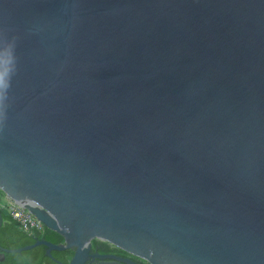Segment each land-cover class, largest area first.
Masks as SVG:
<instances>
[{
  "label": "water",
  "instance_id": "1",
  "mask_svg": "<svg viewBox=\"0 0 264 264\" xmlns=\"http://www.w3.org/2000/svg\"><path fill=\"white\" fill-rule=\"evenodd\" d=\"M0 192V262L264 264V0H0Z\"/></svg>",
  "mask_w": 264,
  "mask_h": 264
},
{
  "label": "trees",
  "instance_id": "2",
  "mask_svg": "<svg viewBox=\"0 0 264 264\" xmlns=\"http://www.w3.org/2000/svg\"><path fill=\"white\" fill-rule=\"evenodd\" d=\"M1 193V192H0ZM0 215L3 218V224L0 227V246L5 249H17L24 246L31 245L38 239H44L45 241L53 244H62L64 239L59 234L44 228L43 232H34L29 235L22 231L18 224L11 219L5 210L0 209ZM92 244H98L97 240H92ZM104 246H110L106 243H102ZM52 258L59 263H55L51 258L45 255V247L36 246L30 250L23 251L21 253H7L5 258L0 264H68L70 261L73 250L52 251Z\"/></svg>",
  "mask_w": 264,
  "mask_h": 264
},
{
  "label": "built area",
  "instance_id": "3",
  "mask_svg": "<svg viewBox=\"0 0 264 264\" xmlns=\"http://www.w3.org/2000/svg\"><path fill=\"white\" fill-rule=\"evenodd\" d=\"M0 209L5 210L11 219L18 224L19 228L29 235L34 232L41 233L45 228L32 214L8 198H5V201H0Z\"/></svg>",
  "mask_w": 264,
  "mask_h": 264
},
{
  "label": "flooded vegetation",
  "instance_id": "4",
  "mask_svg": "<svg viewBox=\"0 0 264 264\" xmlns=\"http://www.w3.org/2000/svg\"><path fill=\"white\" fill-rule=\"evenodd\" d=\"M91 254L114 256L118 259L131 260L136 264H146L145 262L137 259L136 257L129 255L128 253L120 249L114 248L112 246H104L102 245V242L98 244L91 243ZM86 264H122V263L118 261L114 262L112 259L107 258V259H90L89 261H87Z\"/></svg>",
  "mask_w": 264,
  "mask_h": 264
},
{
  "label": "crops",
  "instance_id": "5",
  "mask_svg": "<svg viewBox=\"0 0 264 264\" xmlns=\"http://www.w3.org/2000/svg\"><path fill=\"white\" fill-rule=\"evenodd\" d=\"M5 201V198H3L2 196H1V194H0V201Z\"/></svg>",
  "mask_w": 264,
  "mask_h": 264
},
{
  "label": "rangeland",
  "instance_id": "6",
  "mask_svg": "<svg viewBox=\"0 0 264 264\" xmlns=\"http://www.w3.org/2000/svg\"><path fill=\"white\" fill-rule=\"evenodd\" d=\"M0 194H1V196H2L3 198H6L5 195H4L3 193H0ZM1 201H2V200H1Z\"/></svg>",
  "mask_w": 264,
  "mask_h": 264
}]
</instances>
